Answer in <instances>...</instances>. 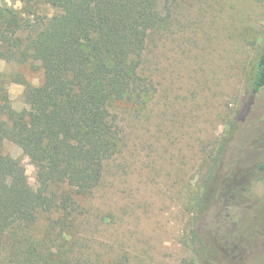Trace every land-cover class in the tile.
<instances>
[{
	"label": "rangeland",
	"instance_id": "374dc122",
	"mask_svg": "<svg viewBox=\"0 0 264 264\" xmlns=\"http://www.w3.org/2000/svg\"><path fill=\"white\" fill-rule=\"evenodd\" d=\"M27 3L40 19L58 12L47 0H2L6 9ZM263 51L264 0H177L170 18L149 33L142 74L153 81V95L136 110L113 103L133 141L119 187L95 199L114 218L91 238L89 252L107 255L91 254L85 264H179L188 252L184 231L206 189L201 223L216 253L211 264H264V88L251 92ZM0 78L19 111L26 83L41 84L44 71L33 57H0ZM3 152L24 164L35 188L36 167L22 148L6 142ZM219 154L216 175L205 185ZM227 180L239 188L221 199ZM58 216L43 212L35 223L15 226L0 244V259L23 264L18 248L31 255L37 245V263L28 264H71V235L56 226L47 239ZM10 238L20 242L13 246ZM117 243L124 257L113 259Z\"/></svg>",
	"mask_w": 264,
	"mask_h": 264
},
{
	"label": "trees",
	"instance_id": "16d2710c",
	"mask_svg": "<svg viewBox=\"0 0 264 264\" xmlns=\"http://www.w3.org/2000/svg\"><path fill=\"white\" fill-rule=\"evenodd\" d=\"M47 1L58 12L45 20L26 10L28 3L21 9H6L0 0V57L19 61L33 57L44 71L41 84L26 83V106L19 111L12 106L0 78V115L5 116L0 121V244L13 235L8 232L15 226L35 223L43 212H58L47 239L59 226L62 236L64 232L71 235V264H85L83 260L91 254L107 255V251L89 252L91 238L114 218L95 199L97 194L106 195L108 187H119L128 166L126 152L133 141L125 133L121 113L113 111V103H125L136 110L152 97L154 83L142 74L147 37L170 18L177 0ZM23 31L27 33L21 36ZM262 88L264 51L256 64L251 92ZM6 142L20 146L36 167L35 188L24 164L3 152ZM220 154L205 185L216 175ZM238 186L227 180L220 198ZM207 195L206 189L194 204L183 234L188 252L179 264L216 261L202 232ZM10 241L13 246L20 242ZM37 247L31 255L18 248L22 253L17 255L19 261L37 263ZM116 250L113 259L124 257L118 243ZM6 257L0 264L15 259Z\"/></svg>",
	"mask_w": 264,
	"mask_h": 264
}]
</instances>
